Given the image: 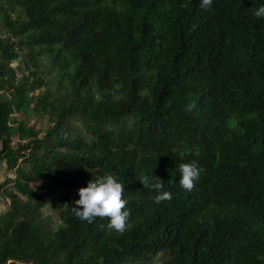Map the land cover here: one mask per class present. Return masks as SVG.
Segmentation results:
<instances>
[{
  "label": "trees",
  "instance_id": "16d2710c",
  "mask_svg": "<svg viewBox=\"0 0 264 264\" xmlns=\"http://www.w3.org/2000/svg\"><path fill=\"white\" fill-rule=\"evenodd\" d=\"M200 3L0 0V159L15 174L0 186V264H264V17L224 12L264 0ZM236 23L242 48L216 62L209 47ZM235 121L243 131L229 134ZM221 155L245 160L240 176ZM192 161L208 193L180 185ZM104 173L124 185L123 232L73 211Z\"/></svg>",
  "mask_w": 264,
  "mask_h": 264
},
{
  "label": "clouds",
  "instance_id": "9594fccd",
  "mask_svg": "<svg viewBox=\"0 0 264 264\" xmlns=\"http://www.w3.org/2000/svg\"><path fill=\"white\" fill-rule=\"evenodd\" d=\"M213 3L214 0H201L200 7L205 10H209L211 9ZM238 6L240 7H235L236 11H233L234 7L226 9L224 11L228 13L226 16L230 19L231 16L235 18H243L244 16L264 17V4H261L258 7H251L250 9L247 3H241ZM236 25L237 32L234 35L232 33L225 35L222 29L217 33L218 37L220 36L222 40V45L219 48L216 47V44L209 47L211 57H215L216 62L224 61L227 56L224 45L227 47V45L231 43L234 44L237 39L239 45L238 49L242 48L243 42L241 33L244 26L239 23H236ZM192 27L194 29L196 25H193ZM258 53V55H261L260 52ZM262 72H264V70ZM241 131H243L241 122L235 121L230 125L228 133L232 134ZM221 157L224 162H231L233 164L231 167L227 164L226 165L235 175L240 176V173L244 171L243 166L245 160L241 156L229 157L221 155ZM261 166L262 165L259 162V164L254 167L255 172L258 171ZM179 167L181 170V176L179 178L180 185L188 190H191L193 186H195L193 190H195L196 187H200L206 193L209 192L210 182L198 183L201 179L199 178L201 169L199 168L197 162H182ZM142 182L143 184H149L157 190L164 188V185L158 176L154 182L146 176ZM232 183H236V181ZM212 190L213 188H211V192ZM123 192L124 185L114 174L104 173L97 175L95 178H92L86 186L79 188V198L75 200L73 211L82 221H87L89 223L95 221L97 217H110L108 224L109 228H114L119 232H123L126 229V221L130 215V210L125 207L127 200L126 198H122ZM171 198L172 192L169 190L158 191L155 196V200L158 203L162 200Z\"/></svg>",
  "mask_w": 264,
  "mask_h": 264
},
{
  "label": "rangeland",
  "instance_id": "374dc122",
  "mask_svg": "<svg viewBox=\"0 0 264 264\" xmlns=\"http://www.w3.org/2000/svg\"><path fill=\"white\" fill-rule=\"evenodd\" d=\"M12 66L16 69L19 68H25L27 65L25 63H21L20 60L15 61L12 63ZM51 67H49L50 70ZM21 76V72L18 73ZM55 77L51 74H48L47 76V82L50 83L52 80H54ZM56 86V84H55ZM46 90H48V87H44L41 89L36 90L34 93H32V95H38L41 93H44ZM56 95V94H55ZM48 123V117H43L40 115L34 116L31 118L29 125H35L38 129L42 130L43 127L45 126V124ZM0 148H1V144H0ZM8 178H15V174H13L12 171L8 170L7 164L5 163V161H3L2 159H0V186L8 179ZM6 189H10L12 188V183H9L8 185H6L5 187ZM2 191L0 189V213L4 212V210H6L7 208V200L5 198H3L2 195ZM44 215L46 216H50L52 223L54 224V226L56 227L58 224H60V219L58 216V211L54 210L53 208L47 207L44 209ZM163 263V257H158L154 260L153 264H162Z\"/></svg>",
  "mask_w": 264,
  "mask_h": 264
}]
</instances>
